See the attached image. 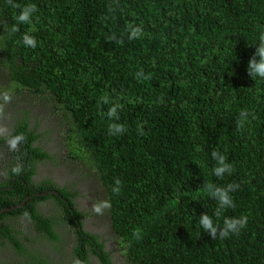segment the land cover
I'll return each instance as SVG.
<instances>
[{
    "label": "trees",
    "instance_id": "trees-1",
    "mask_svg": "<svg viewBox=\"0 0 264 264\" xmlns=\"http://www.w3.org/2000/svg\"><path fill=\"white\" fill-rule=\"evenodd\" d=\"M14 2L35 4L37 12L11 33L20 9L0 0V62L19 114L11 136L27 138L12 152L0 137L6 149L0 150V175L8 172L0 181V211L18 205L0 213V246L13 255L22 249L8 220L26 211L36 230L27 263H48L35 246L57 243L54 229L62 223L79 243L91 242L101 264H114L104 239L83 231L90 218L82 219L75 191L38 168L47 160L59 164L57 152L64 150L63 159L74 162L71 171L93 172L105 187L111 208L97 216L117 233L123 264H264V80L247 73L264 32V0ZM129 24L144 35L129 40ZM25 34L35 37V48L23 44ZM113 34L123 43L108 42ZM140 71L151 79H138ZM105 94L122 105L118 121L107 117L111 104L98 103ZM242 109L255 119L237 130ZM112 122L127 131L110 135ZM213 151L234 166L231 175H213ZM17 164L24 169L18 176L11 172ZM116 179L119 194L112 192ZM206 182L239 185L230 193L235 207L219 220L217 202L203 192ZM44 201L55 203L53 213L39 212ZM57 210L60 219L53 216ZM201 213L221 226L224 217L249 219L239 235L212 240L200 228ZM136 228L140 240L133 237Z\"/></svg>",
    "mask_w": 264,
    "mask_h": 264
},
{
    "label": "clouds",
    "instance_id": "clouds-1",
    "mask_svg": "<svg viewBox=\"0 0 264 264\" xmlns=\"http://www.w3.org/2000/svg\"><path fill=\"white\" fill-rule=\"evenodd\" d=\"M7 3L13 9H20L19 13L14 17L16 24L11 27V33L19 31L18 25L31 24L33 14L37 12V6L35 4L25 5L21 7L19 4L15 3L14 0H7ZM112 11L113 9L109 7V12ZM127 29L129 40L140 39L144 35L143 28L139 25L129 24L127 25ZM2 39L3 38L0 37V41H2ZM22 39L23 44L27 47L35 48L37 46V40L31 35L25 34ZM107 41L120 44L123 43V40L118 39L115 34L107 37ZM2 47L3 44L0 43V48ZM247 73L252 79L258 77L261 80H264V32H261L259 36V43L256 45L255 53L248 60ZM5 75L6 69L2 66L0 62V137L6 139L9 151L17 152L20 149V145H22L27 138L22 133L16 134L15 136H11L15 132L14 126L17 123V119H19V114L17 107L10 104L13 95L12 93L14 92L9 90V88H11V82L10 80H7L5 78ZM136 77L138 79L143 78L144 80H148L151 79V74L145 75L143 71H140L136 73ZM101 102L103 104H111V106L107 110V117L112 121H118L119 109L122 107V105L120 103H111L107 94L100 97L98 103ZM161 102H163L162 98ZM250 116L252 119H255L254 114H252L248 109H242L239 112V117L236 124L237 130H243L246 125L250 123ZM126 131L127 129L125 125L118 122H112L108 125V133L110 135L118 136ZM138 134H143V128L138 129ZM211 156L216 161V166L213 168L214 176L222 179L224 178L225 174H232V172L234 171V166L227 161L225 155L221 154L218 151H213L211 153ZM58 158L59 159L57 160L59 161V165L71 170V167H68V165L66 164V159H63V153L61 156H58ZM23 170V165L21 164H17L11 168L12 174L17 176L20 175ZM97 178L100 180L98 176ZM121 183V180H115L116 187L112 188V192L114 194H119V192L121 191ZM238 188L239 185L236 183H229L223 187L217 186L212 182H206L204 184L203 192L217 202V207L214 212V215L217 220H219V218L227 209L235 207L233 197L232 195H230V193L236 191ZM25 199L27 200L28 197ZM15 207H18V205L10 208L13 209ZM110 208L111 203L108 200H103L92 205V211L97 215H103L105 210ZM23 215L25 217H23L22 219L10 218L8 220L11 225H14L16 227L15 229L17 233H15V235H17L18 237L22 249H18V253L13 255L12 258H10L9 260L1 258L0 264H17V257L19 259L22 257L30 258V219L28 218V213L26 211ZM248 219L249 218L247 215H241L239 217H224L223 224L221 226L219 223L214 222L212 216L208 215L207 213H201L199 216V225L204 232L209 233V236L212 240H223L225 238L230 237V235L232 234L239 235L240 232L247 226ZM23 220L27 221L23 223ZM20 224H22L25 229H22L20 227ZM21 229L27 231L28 234H18V231H20ZM133 237L136 240H140L142 238V230L139 228L134 229ZM72 264H82V262L80 259L74 258Z\"/></svg>",
    "mask_w": 264,
    "mask_h": 264
},
{
    "label": "flooded vegetation",
    "instance_id": "flooded-vegetation-1",
    "mask_svg": "<svg viewBox=\"0 0 264 264\" xmlns=\"http://www.w3.org/2000/svg\"><path fill=\"white\" fill-rule=\"evenodd\" d=\"M0 150H6L4 148H0ZM38 168L41 169V173L44 174L45 178L52 179L53 182L58 184L60 187H67L70 190L75 191L76 201L78 203V209L89 213L94 214L92 211V205L94 203L100 202L105 200L106 197V190L102 192L95 193L94 196L89 194V189L94 191L92 184L89 181L84 183L81 182V177H76L74 175V170H70L64 168L59 164H55L51 160H47L45 162H39ZM38 168L36 169V174L34 175V179L40 180L43 177H39ZM56 169L63 170V175H60L56 172ZM1 174V172H0ZM8 172L5 171L2 175H0V181H4L7 178ZM2 184V183H1ZM46 203V204H44ZM38 210L41 214H49L53 213L55 207V203L52 204L50 201H44L38 203ZM54 217L60 219V213L54 212ZM83 218H88L82 215ZM89 220H86L84 223L83 231L89 232L97 237L100 236L101 238L98 239L101 242L104 239V243L101 242L103 250L109 254L110 261L114 264H122L124 263L125 259L122 257L123 249L119 246L118 242L115 240L117 233H115L110 221L108 222L104 217H99L97 214L90 215ZM54 231L59 234V238L57 243L53 246L50 244V241H44L45 244L49 247L48 253L54 254L53 264H72L73 259L79 256L84 257L85 260H81L82 264H101L100 260L96 258L95 255L91 253V242L89 241H81L79 243V239L76 237L73 230L68 228L62 223H59ZM36 233L35 227L30 224V236L33 237V234ZM46 246V252H47ZM9 248L5 246H0V259L4 258L5 260H9L12 258L13 254L10 253L8 250ZM52 249V250H51ZM86 249V250H85ZM97 248H95L96 250ZM80 250V251H79ZM88 254L82 253L84 251ZM41 257H45V255H41ZM122 258V259H120ZM27 257L18 258L17 257V264H30L27 263ZM79 259V258H78ZM38 260V258H37ZM39 264V263H37ZM43 264H51V263H43Z\"/></svg>",
    "mask_w": 264,
    "mask_h": 264
},
{
    "label": "rangeland",
    "instance_id": "rangeland-1",
    "mask_svg": "<svg viewBox=\"0 0 264 264\" xmlns=\"http://www.w3.org/2000/svg\"><path fill=\"white\" fill-rule=\"evenodd\" d=\"M14 98L16 96H13ZM64 150L62 151H59L57 152V155L58 156H61L62 153H63ZM66 164L68 165V167H72L74 162L72 161V158H69L66 160ZM56 172L59 173L60 175H63V170H60V169H56ZM86 173V174H85ZM91 173V174H90ZM90 174V175H89ZM74 175L76 177H81V182L84 183L86 181H89L91 184H92V187L94 188V191L96 192V195H97V192H102L104 190V186L103 184L100 182V180L97 178V176L93 173V172H90V171H81L78 172V171H75L74 172ZM46 204V203H44ZM90 215H94L92 213H89V211L85 212V215L86 217L89 218ZM88 218H84V220L88 219ZM27 220H23V223H25ZM20 227L22 229H25L22 224H20ZM33 237H35V233L33 234ZM36 251L40 254V255H45L44 259L47 260L49 263L53 264V258H54V254L53 252L52 253H48L49 251V247L47 246V252H46V248L43 247L42 245L40 244H36ZM123 264V263H122Z\"/></svg>",
    "mask_w": 264,
    "mask_h": 264
},
{
    "label": "water",
    "instance_id": "water-1",
    "mask_svg": "<svg viewBox=\"0 0 264 264\" xmlns=\"http://www.w3.org/2000/svg\"><path fill=\"white\" fill-rule=\"evenodd\" d=\"M26 201V199L23 201V203ZM22 203V204H23ZM10 209H12V208H5V209H2L1 211H0V213H2L4 210H10Z\"/></svg>",
    "mask_w": 264,
    "mask_h": 264
}]
</instances>
